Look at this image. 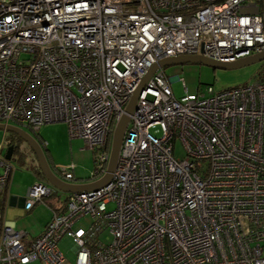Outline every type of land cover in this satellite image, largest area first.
Returning <instances> with one entry per match:
<instances>
[{"label": "built area", "instance_id": "1", "mask_svg": "<svg viewBox=\"0 0 264 264\" xmlns=\"http://www.w3.org/2000/svg\"><path fill=\"white\" fill-rule=\"evenodd\" d=\"M262 52L264 0H0V125L44 151L40 128L64 124L93 155L88 179L97 182L152 66L179 56L234 63ZM165 69L129 115L108 184L64 193L36 176L23 210L46 204L51 217L34 237L6 218L16 169L3 137L0 264H68L64 238L74 264H264V76L193 95L178 77L186 95L177 99ZM74 170L55 176L74 184ZM87 217L89 227H78Z\"/></svg>", "mask_w": 264, "mask_h": 264}, {"label": "rangeland", "instance_id": "2", "mask_svg": "<svg viewBox=\"0 0 264 264\" xmlns=\"http://www.w3.org/2000/svg\"><path fill=\"white\" fill-rule=\"evenodd\" d=\"M264 71V62L250 65L248 67L235 69V70H219L213 69L206 65H183V66H171L165 69L166 75L170 78L171 87L174 96L180 99L186 95L182 84L178 81V77H181L185 81L187 88V94L193 95L198 90H205L207 87H212L213 91H223L229 88L241 87L252 82L259 72ZM155 136H160L158 128L150 130ZM12 134L0 131V144L3 137L6 138L5 145H8L12 140ZM40 138L47 142V150L44 152L47 163L54 175H59V170L74 165V177H78L80 182L89 183V176L92 174L94 167L93 155L83 150V144L80 140H71L69 138L68 129L64 124H48L40 128ZM20 145L18 153H14L11 159L12 165L16 169L11 181V197L17 199H23L27 190L35 183L36 178L34 174V166L37 164L35 156H30L27 152L21 155L23 146L19 142H15ZM5 148V147H4ZM178 154L180 152L177 148ZM20 159V160H19ZM75 178V179H76ZM59 198L64 200L65 196L60 193ZM45 203L55 202L52 199H44ZM1 205V204H0ZM4 209L0 206V211ZM7 220L15 222V226L18 230L26 231L30 237L37 236L45 224L50 219V209L46 204H38L34 207V210L29 214L16 204L14 207L9 206L6 212ZM90 219L84 218L77 225L78 227L88 228L90 225ZM105 242L109 241V238L104 239ZM60 250L63 252L68 264H74L75 254L73 252V243L70 239L64 238L60 240L58 244ZM37 264V263H34Z\"/></svg>", "mask_w": 264, "mask_h": 264}, {"label": "water", "instance_id": "3", "mask_svg": "<svg viewBox=\"0 0 264 264\" xmlns=\"http://www.w3.org/2000/svg\"><path fill=\"white\" fill-rule=\"evenodd\" d=\"M261 62H264V52H262L261 54L248 57V58L240 59L234 63H220L217 61H213V60H210L204 57H198V56H179L175 58L165 59L159 62L157 65L152 66L147 72L144 79L142 80L141 85L134 92L131 98V101L125 110V114L121 117V119L119 120L114 130L112 142H111L110 158H109L107 174L102 180L97 181V182L83 184V185H74V184H67V183L60 181L51 171L47 163V160L45 158L44 151L39 147V145L35 142V140L31 136H29L24 131L11 127V126L0 125V131H5L9 134L15 135L30 148L33 155L35 156L37 165L40 169V172L44 180H46L47 183H49L54 188L64 193H82V192H88V191H95L105 186L110 181L111 174L114 171L117 158L119 155L121 142L123 140V136H124L127 124L129 122V115L132 113L135 107V104L138 100V97L140 96L146 83L159 68H167L171 66H183L187 64H191V65L198 64V65H206L213 69H219V70H235V69L248 67L250 65L258 64ZM16 151H17V147L15 146V144L9 146L7 149L6 155H5L6 159L10 161L13 154Z\"/></svg>", "mask_w": 264, "mask_h": 264}, {"label": "trees", "instance_id": "4", "mask_svg": "<svg viewBox=\"0 0 264 264\" xmlns=\"http://www.w3.org/2000/svg\"><path fill=\"white\" fill-rule=\"evenodd\" d=\"M258 76L259 77H263L264 76V73L263 72H259L258 73ZM11 142L10 143H8V145L10 146V145H13L14 144V142H19V143H21L22 144V148H23V151L24 152H22V153H20L21 155H23L24 153H28L30 156L32 155V156H34L33 155V153H32V151L30 150V148L24 143V142H22L18 137H16L15 135H11ZM16 147L19 149L20 148V146L18 145H16ZM20 160V159H19ZM34 174L36 175V176H38V177H40L41 179H43V176H42V174H41V172H40V169H39V167H38V165L36 164L35 166H34Z\"/></svg>", "mask_w": 264, "mask_h": 264}, {"label": "crops", "instance_id": "5", "mask_svg": "<svg viewBox=\"0 0 264 264\" xmlns=\"http://www.w3.org/2000/svg\"><path fill=\"white\" fill-rule=\"evenodd\" d=\"M262 72L264 73V71H262ZM259 78H261V77H259V76L257 75V77H256L252 82H250V83H254V82L257 81ZM44 142H45V141H44ZM45 143H46V148H47V145H48V144H47V142H45ZM46 150H47V149H45L44 152H45ZM47 152H48V150H47ZM34 176H35V178H36V175H34ZM75 178H76V177H75ZM79 180H80V179L77 177L76 180H75V183H74V184H75V185L88 184V183H86V182H80ZM10 190H11V189H10ZM16 204H18V206H20V207L23 209V199H17V198H15V197H14V198L11 197V192H10V203H9V206L12 205V206L14 207ZM8 208H9V207H8ZM8 208H7V210H8ZM7 210H6V212H7ZM33 210H34V208H33ZM33 210H31V211H33ZM31 211H30V212H31ZM30 212H25V213H26V214H29ZM50 214H51V212H50ZM50 217H51V216H50ZM6 218H7V216H6ZM49 220H50V219H49ZM47 223H48V222H47ZM47 223H46V224H47ZM46 224H45V226H46ZM45 226H44V227H45ZM43 229H44V228H43ZM43 229H42V230H43ZM41 232H42V231H41ZM41 232H40V233H41ZM40 233H39V234H40Z\"/></svg>", "mask_w": 264, "mask_h": 264}, {"label": "flooded vegetation", "instance_id": "6", "mask_svg": "<svg viewBox=\"0 0 264 264\" xmlns=\"http://www.w3.org/2000/svg\"><path fill=\"white\" fill-rule=\"evenodd\" d=\"M15 143V142H14ZM21 144V143H20ZM17 144L15 143V146H16ZM18 146V145H17ZM20 146V145H19ZM20 150V149H19ZM15 153H18L19 154V152H18V148H17V151L15 152ZM13 157V156H12ZM12 159V158H11Z\"/></svg>", "mask_w": 264, "mask_h": 264}]
</instances>
